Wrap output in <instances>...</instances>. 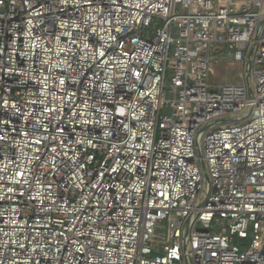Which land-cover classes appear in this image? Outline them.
Masks as SVG:
<instances>
[{
    "label": "built area",
    "instance_id": "1",
    "mask_svg": "<svg viewBox=\"0 0 264 264\" xmlns=\"http://www.w3.org/2000/svg\"><path fill=\"white\" fill-rule=\"evenodd\" d=\"M0 264H264V0H0Z\"/></svg>",
    "mask_w": 264,
    "mask_h": 264
},
{
    "label": "rangeland",
    "instance_id": "2",
    "mask_svg": "<svg viewBox=\"0 0 264 264\" xmlns=\"http://www.w3.org/2000/svg\"><path fill=\"white\" fill-rule=\"evenodd\" d=\"M221 61L227 60L225 54L220 56ZM215 70L217 75L212 77V82L217 83H237L241 82L240 74L242 73V67L236 64H230L227 62L216 64ZM226 77V78H225ZM170 80V77H169Z\"/></svg>",
    "mask_w": 264,
    "mask_h": 264
},
{
    "label": "bare ground",
    "instance_id": "3",
    "mask_svg": "<svg viewBox=\"0 0 264 264\" xmlns=\"http://www.w3.org/2000/svg\"><path fill=\"white\" fill-rule=\"evenodd\" d=\"M226 78V77H225Z\"/></svg>",
    "mask_w": 264,
    "mask_h": 264
}]
</instances>
